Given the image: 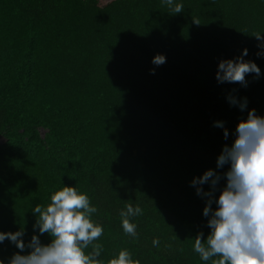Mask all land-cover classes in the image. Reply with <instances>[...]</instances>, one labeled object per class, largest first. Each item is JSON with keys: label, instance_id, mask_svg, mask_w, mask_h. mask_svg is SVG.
I'll return each mask as SVG.
<instances>
[{"label": "trees", "instance_id": "16d2710c", "mask_svg": "<svg viewBox=\"0 0 264 264\" xmlns=\"http://www.w3.org/2000/svg\"><path fill=\"white\" fill-rule=\"evenodd\" d=\"M175 2L182 13L163 0H0V232L23 229L30 242L34 208L76 187L98 209L102 264L125 249L140 264H212L194 251L211 229L191 182L227 172L217 159L238 124L252 109L264 117V41L253 36L264 35V0ZM244 49L260 78L218 83L219 62ZM128 203L143 209L130 218L138 239L122 228ZM17 252L0 244L4 264Z\"/></svg>", "mask_w": 264, "mask_h": 264}, {"label": "clouds", "instance_id": "9594fccd", "mask_svg": "<svg viewBox=\"0 0 264 264\" xmlns=\"http://www.w3.org/2000/svg\"><path fill=\"white\" fill-rule=\"evenodd\" d=\"M163 3L174 14L183 12V5L175 0H163ZM192 19L194 24L200 25L198 19ZM253 36L264 41V35L260 33ZM258 47L264 48V44ZM248 54V49H244L243 54L235 59L221 60L216 74L218 83H237L247 88L249 74H255L254 79H259L261 69L255 62L245 61ZM257 56H264V52L257 53ZM152 63L161 66L166 63V57L158 54ZM150 74L155 75V69ZM228 100L231 106L238 105L241 111L247 108L246 98L242 103L232 96ZM214 126L223 128L224 124L216 122ZM224 135L227 140V129ZM236 137L231 146L226 144L223 147L217 159V168L229 165L228 171L221 175L210 169L191 182L197 195L207 198L203 216L208 218L207 227L211 229L206 240L203 232L197 235L194 251L202 261L211 260L212 264H264V117L258 116L255 109L249 111L247 120L238 124ZM222 179H226V185L217 199L214 194ZM207 183L211 184L209 192L201 187ZM214 203L217 205L215 210ZM97 211L89 196L76 187L64 186L55 191L46 207L37 205L34 208L37 222L33 228L39 230V235H33L30 242L25 243L23 229L15 233L0 232V244L9 240L19 249L9 264H102L98 258L103 245L94 243L104 234V228L92 220ZM142 214L143 209L132 203L120 212L125 235L138 239L137 225L130 218ZM44 234L50 236L49 244L41 242L40 236ZM158 245L159 240H154L153 246ZM90 246L92 250L87 252ZM26 249L31 251L21 254ZM0 264L4 262L0 260ZM108 264L140 262L125 249Z\"/></svg>", "mask_w": 264, "mask_h": 264}]
</instances>
